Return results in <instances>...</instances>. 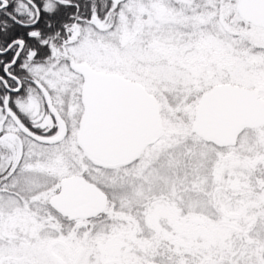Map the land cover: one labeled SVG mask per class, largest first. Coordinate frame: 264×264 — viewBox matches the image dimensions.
Masks as SVG:
<instances>
[{
  "label": "snow or ice",
  "instance_id": "obj_1",
  "mask_svg": "<svg viewBox=\"0 0 264 264\" xmlns=\"http://www.w3.org/2000/svg\"><path fill=\"white\" fill-rule=\"evenodd\" d=\"M0 264H264V0H0Z\"/></svg>",
  "mask_w": 264,
  "mask_h": 264
}]
</instances>
